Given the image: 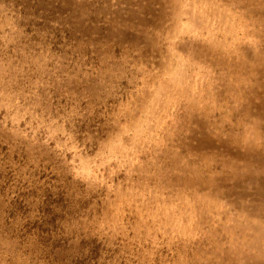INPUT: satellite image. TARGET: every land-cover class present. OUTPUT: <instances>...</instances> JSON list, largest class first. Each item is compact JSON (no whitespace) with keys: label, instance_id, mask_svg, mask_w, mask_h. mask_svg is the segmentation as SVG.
Wrapping results in <instances>:
<instances>
[{"label":"rangeland","instance_id":"1","mask_svg":"<svg viewBox=\"0 0 264 264\" xmlns=\"http://www.w3.org/2000/svg\"><path fill=\"white\" fill-rule=\"evenodd\" d=\"M0 264H264V0H0Z\"/></svg>","mask_w":264,"mask_h":264}]
</instances>
